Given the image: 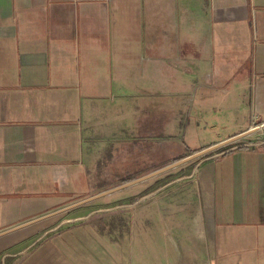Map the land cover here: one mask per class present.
<instances>
[{
	"label": "crops",
	"instance_id": "crops-1",
	"mask_svg": "<svg viewBox=\"0 0 264 264\" xmlns=\"http://www.w3.org/2000/svg\"><path fill=\"white\" fill-rule=\"evenodd\" d=\"M176 7L172 61L151 21L135 49L130 0H0V264H264V0ZM168 63L197 138L167 159L147 128L156 160L132 175L138 100L166 111ZM216 119L225 135L198 138ZM91 166L109 183L49 207Z\"/></svg>",
	"mask_w": 264,
	"mask_h": 264
},
{
	"label": "rangeland",
	"instance_id": "rangeland-1",
	"mask_svg": "<svg viewBox=\"0 0 264 264\" xmlns=\"http://www.w3.org/2000/svg\"><path fill=\"white\" fill-rule=\"evenodd\" d=\"M131 1V7L133 9V13H135L134 16V26L135 30L138 31L140 29L141 38L139 39L137 36L135 37L136 41L138 39V42L140 43L135 49L140 50V45L142 43V40L144 38V34L147 33V29L150 28H161L163 30L162 34L165 35V41L164 46L167 50V57L169 59H172L174 57H178V52L185 51V46H189L190 37L187 35H184L183 31L180 29L178 22L180 20V17L177 13V7H176V0H160L161 7L160 9V16L158 13H153L158 7H154V1L151 0H130ZM148 21H151L150 27L148 26ZM147 43V42H146ZM185 43V45H184ZM169 61V60H168ZM171 61V60H170ZM181 61L180 59H175L176 63H179ZM174 66L172 67L169 63L167 65V76L171 79L166 80L165 89L163 90V95L166 102H167V109L163 113L161 112L160 116H157L153 112L148 113L146 108L148 104H154L155 102L151 100L150 102L145 101L143 103L141 100H138L140 110L139 113L136 115L135 118V125H136V132H135V141H133L136 152L134 156V161L132 164L125 163L126 166L129 167V170L131 169L133 173H136L141 168L146 167L148 164H151L156 160L154 158L153 154L148 155V152H145L144 154H140L139 148L146 147L147 144L153 143L148 139V141H144V139L148 138L146 136V129H152V130H158L164 129V126L166 127L167 132V139L166 142H160L161 146L166 145V151L164 155L167 157V159L172 158L173 155L178 153L179 148L183 146L184 143L188 144H194L197 136H191L187 135L186 133L183 135L182 132H184L183 129L178 128V124H185L187 121L188 113L186 112V107H188L189 103H181L180 100L181 97H188V95L185 94H178L179 91H181V88L177 86V77L174 74ZM187 91H190L187 90ZM209 120V118H204V121ZM216 128L213 130L208 131V135H199L198 138L204 139L209 137H216L218 134L219 136H224L225 134H220L221 132H226L231 126H232V120L228 119H216L215 122ZM146 137V138H145ZM152 137V136H151ZM160 136H155V139H158ZM121 158V156H119ZM123 164L118 163L117 167L122 168ZM116 167V166H114ZM97 169V170H96ZM100 168H97L96 166L90 167V175H82V173H79L75 176L70 177V180H68L65 183H59L56 187V193L54 197V204H49V207L52 205H58L63 202H67L71 200L72 198L76 197L75 195H80L81 193H86L93 188H98L106 184V180L108 177L100 176L97 171ZM115 170L116 168H112ZM133 175V174H132ZM138 178V177H137ZM109 183V182H108ZM130 196V195H129ZM131 199V196L129 197ZM137 199V198H136ZM140 200L136 202L138 204ZM43 203V202H42ZM48 203H52L49 201ZM3 218V216H1ZM9 215L6 216L4 219H8ZM3 221V220H2Z\"/></svg>",
	"mask_w": 264,
	"mask_h": 264
},
{
	"label": "water",
	"instance_id": "water-1",
	"mask_svg": "<svg viewBox=\"0 0 264 264\" xmlns=\"http://www.w3.org/2000/svg\"><path fill=\"white\" fill-rule=\"evenodd\" d=\"M238 137H239V136H238ZM238 137L230 138L229 140H226L225 142H222V143L219 144V145L211 146V147L207 148L206 150L198 151V152H195V153H193V154H191V155H189V156H186V157H184V158H181V159H179V160H175V161H173V162L167 164L166 166L162 167V170H168V169H170V168H172V167H174V166H177V165H179V164H181V163H183V162H185V161H187V160H189V159H191V158H193V157H196V156H198V155L204 154V153H206V152H208V151H210V150L216 149V148H218V146H221V145H224V144H228V143H230V142L236 140ZM154 173H155V171H154V172H151L148 176H151V175H153ZM148 176H147V177H148ZM89 200H90V199H89ZM86 201H87V200H85V201H83V202H86Z\"/></svg>",
	"mask_w": 264,
	"mask_h": 264
}]
</instances>
